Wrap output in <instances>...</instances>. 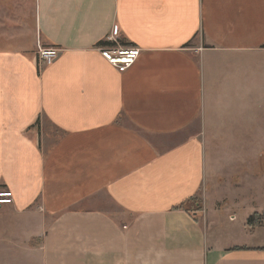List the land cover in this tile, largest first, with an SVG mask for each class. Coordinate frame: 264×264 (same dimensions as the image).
<instances>
[{
    "label": "crops",
    "instance_id": "0c3cea01",
    "mask_svg": "<svg viewBox=\"0 0 264 264\" xmlns=\"http://www.w3.org/2000/svg\"><path fill=\"white\" fill-rule=\"evenodd\" d=\"M33 5L34 37L0 49L10 242L34 264H264V225L207 207L205 190L209 175L235 178L232 148L264 146L246 132L253 101L264 113V0ZM104 42L140 53L119 72ZM39 46L60 53L39 67ZM192 198L200 209L174 208Z\"/></svg>",
    "mask_w": 264,
    "mask_h": 264
},
{
    "label": "rangeland",
    "instance_id": "374dc122",
    "mask_svg": "<svg viewBox=\"0 0 264 264\" xmlns=\"http://www.w3.org/2000/svg\"><path fill=\"white\" fill-rule=\"evenodd\" d=\"M33 0H0V49L11 50L17 45L27 46L29 40L34 37ZM254 99H257L254 97ZM253 115L246 125L250 126L249 136L253 141L259 140L264 135V113L260 110L259 100L253 101ZM246 139V138H245ZM210 145L205 147L206 155L211 162L222 153H218V147ZM228 150V148H226ZM223 150V149H221ZM237 151L234 162L224 161L225 175L235 174L233 179L209 175L206 178L205 190L209 194L206 206L227 204L232 211L243 214H258L264 217V146L252 145L244 148H232ZM232 170V171H231ZM186 206L190 209H200L202 201L193 198ZM227 210V209H226ZM227 212V211H226ZM18 219L10 211L0 208V264H34L29 263L25 252L20 249L21 242H10V237L19 236L20 229L16 224ZM258 226L264 225V219ZM36 218L30 219L29 227H34ZM33 242H30L32 245ZM36 264V263H35Z\"/></svg>",
    "mask_w": 264,
    "mask_h": 264
},
{
    "label": "built area",
    "instance_id": "2783aa9c",
    "mask_svg": "<svg viewBox=\"0 0 264 264\" xmlns=\"http://www.w3.org/2000/svg\"><path fill=\"white\" fill-rule=\"evenodd\" d=\"M100 55L119 72L129 68L140 53V48L136 46H99ZM60 50L54 46H39L36 52L37 64L39 67L51 64L58 56ZM13 196L11 191L0 189V205L11 204Z\"/></svg>",
    "mask_w": 264,
    "mask_h": 264
},
{
    "label": "trees",
    "instance_id": "16d2710c",
    "mask_svg": "<svg viewBox=\"0 0 264 264\" xmlns=\"http://www.w3.org/2000/svg\"><path fill=\"white\" fill-rule=\"evenodd\" d=\"M114 45H115L114 42L113 43L112 42H104L103 44L101 43V46H114ZM192 199H188L186 202H183V203H180V204L174 206V208H186V209H188L186 204L188 202L192 201ZM257 219L263 220L264 217H259L258 214L252 213L246 218L245 224L250 228L257 227L258 225H260L259 223L261 222L260 220H257Z\"/></svg>",
    "mask_w": 264,
    "mask_h": 264
}]
</instances>
